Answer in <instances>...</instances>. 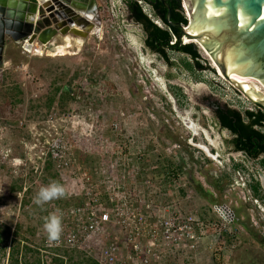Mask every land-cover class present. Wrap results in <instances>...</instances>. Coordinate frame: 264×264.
<instances>
[{
  "label": "rangeland",
  "instance_id": "obj_1",
  "mask_svg": "<svg viewBox=\"0 0 264 264\" xmlns=\"http://www.w3.org/2000/svg\"><path fill=\"white\" fill-rule=\"evenodd\" d=\"M97 2L100 20L84 42L67 38L66 45L58 47L65 46V50L58 51L55 45L42 55L25 49L21 54L20 44H17L16 50L9 54L11 62L6 61L8 54L5 53L3 82L0 83V264H10L15 259L16 255L12 258L11 252L17 246L20 249L18 264H23V260L31 261L32 253L25 255L23 246L39 250L45 218L58 204L65 205L68 195L76 193L70 171L61 168L60 160L76 162L94 171L98 156L84 154L77 148V144L83 143L76 142L72 136L81 138L89 133L92 136L97 117L106 122L120 121L122 126L126 123L128 133L136 129L145 139L144 143L150 136L160 144L167 139L178 143L175 141L186 137L196 143L201 141V131L192 130L186 119L199 123V129L200 125L205 128V116L213 117L212 108L209 105V108L197 109L175 82L206 85L222 104L239 109L240 101L224 88L230 85L217 74L209 56L198 45L200 63L208 68H193L190 58L175 51H168L174 63L170 66L158 54L143 48L142 29L133 26L128 19L124 0ZM141 5L151 20H157L166 28L148 3ZM137 34L140 38L135 41ZM186 63L192 68H187ZM212 79L218 82L217 86ZM64 87L70 90L69 94ZM260 87L264 91V87ZM249 107L257 109L250 103ZM69 118L78 123L62 122ZM213 129L209 135L214 139L229 137L228 132L217 125ZM100 132L105 134L108 130L103 128ZM60 133L66 137L64 159H55L46 153L51 140ZM74 145L76 148L72 149ZM52 181L65 187V197L43 207L36 205L37 192ZM203 186L208 187L205 180ZM250 244L251 247L241 245L239 253L255 255L253 248L257 243ZM260 258L263 259L264 254Z\"/></svg>",
  "mask_w": 264,
  "mask_h": 264
},
{
  "label": "built area",
  "instance_id": "obj_2",
  "mask_svg": "<svg viewBox=\"0 0 264 264\" xmlns=\"http://www.w3.org/2000/svg\"><path fill=\"white\" fill-rule=\"evenodd\" d=\"M154 22L159 25L157 20ZM33 50L39 55L46 51L39 46ZM212 80L217 86L218 82ZM224 88L240 101V111L252 110L250 102L232 86ZM95 120L94 134H83L81 139H86L88 144L92 141L86 149L95 153L99 161L94 171L76 162L59 161L63 170L70 171L80 191L73 194L69 203L55 207L54 212L63 218V232L58 242H50L44 230L39 250L74 251L93 258L97 264H159L163 257L174 261L180 251L187 250L197 264H209L203 255L208 250L213 259L211 264H224L225 246L244 232L227 197L223 196L215 204V218H198L195 210L186 206L187 202L193 201L194 191L185 173L178 167L168 166L160 176H146L144 163L149 162L152 155L159 152L158 149H132L133 139L125 133L120 121L106 122L99 117ZM62 122L68 125L78 123L70 118L62 119ZM103 128L108 133H101ZM65 138L62 133L55 136L46 154L64 159ZM72 139L81 142L80 136L74 135ZM79 145L83 147V144ZM179 149L180 143H166L162 150L165 155L173 157ZM194 157L198 161L195 176L204 184L200 170L208 162L199 149H195ZM248 167L238 171V181L242 186L238 196L243 202L254 205L249 223L264 242V198L259 200L257 196L261 198L262 193L255 196L250 187L253 172L261 167L252 158L248 160ZM155 190L168 199L163 202L151 200ZM181 190L184 197L180 196ZM210 232L220 236L217 245L205 242Z\"/></svg>",
  "mask_w": 264,
  "mask_h": 264
},
{
  "label": "water",
  "instance_id": "obj_3",
  "mask_svg": "<svg viewBox=\"0 0 264 264\" xmlns=\"http://www.w3.org/2000/svg\"><path fill=\"white\" fill-rule=\"evenodd\" d=\"M156 1L146 0L149 5ZM161 1L167 8L165 22L179 28L181 43L184 37L196 39L226 82L264 111V91L254 99L242 88L247 82L264 87V0H186L190 15L185 25L173 22L170 6ZM99 20L97 0H0V83L8 47L36 43L44 51L60 39L82 43ZM192 24L195 33L188 30Z\"/></svg>",
  "mask_w": 264,
  "mask_h": 264
},
{
  "label": "crops",
  "instance_id": "obj_4",
  "mask_svg": "<svg viewBox=\"0 0 264 264\" xmlns=\"http://www.w3.org/2000/svg\"><path fill=\"white\" fill-rule=\"evenodd\" d=\"M127 15V13H126ZM133 26L137 25L131 21ZM139 27V25H137ZM141 38L140 34L134 35L135 41H138L137 39H141V43L143 45L144 49V33L141 30ZM67 38H65L66 41ZM69 41V39L67 40ZM60 40L57 41L56 47L58 45L63 44ZM66 45V42L65 44ZM39 46L36 43H34L33 47ZM15 46H10L7 48L8 51V59L6 58V61L11 62V57L9 54L12 52V50H16ZM20 52L22 54L24 47L22 44H20ZM26 50V49H25ZM58 51L65 50V46L62 48H58ZM149 50V49H147ZM27 51V50H26ZM150 51V50H149ZM154 53V52H152ZM157 54V53H156ZM27 65V62H25ZM6 73V72H5ZM174 85V83H173ZM175 86L183 89L185 91V94L197 107V109H204V108H212V114H213V103L219 102L221 105H223L216 97L217 95H213L211 93V89L203 84H195L191 85L190 83L186 81H179L175 82ZM66 87H64L65 89ZM210 105V106H209ZM230 107V106H229ZM237 109L236 107H232ZM239 110V109H238ZM198 111V110H197ZM196 114V113H195ZM206 117V127L203 128L200 125V129L197 128L199 126V123H196L193 119L189 120L186 119V122L191 123V126L193 125L192 130L198 132L197 130L201 131V141L198 140L196 143L189 139H180V140H173L175 142L180 143L181 149L177 150L175 153L176 155L171 157L167 156L163 153V147L166 143H173L169 139L165 140L164 142L158 143V141H155L153 137H149V140L147 143H144V138L141 137V135H138V133L135 132L136 129H131V133H128L125 124H123V129L125 133L128 135L130 134L133 138L134 143H132V149H135L137 147H142L146 149L147 151H153L155 149H158L155 152V154L152 155V159L149 162L144 163L145 168L147 169V173L145 175H161L165 168L168 166L170 167H178L185 175L187 176L189 180V184L192 186L194 191V199L192 202H187L186 206L189 208H193L195 210L197 217L200 219H213L215 218L214 213V206L219 200V196H225L227 199L235 206L236 213H238L239 221L241 226L244 229V232L236 239L235 241L229 242L227 246H225L224 249V264H264V258L261 259V254H264V242L258 232L254 230L250 223V212L254 208L253 204L243 202L238 194L239 190L242 189L241 184L238 181V171L243 169H249L248 167V160H250V157L246 156L242 152H235L229 149V147L226 146L225 140H228L231 138V134H229V137L226 138H213L211 135H209L210 131H214V126L217 125L215 119L211 116H205ZM194 122V123H193ZM186 124V123H185ZM187 129V126H186ZM221 129V128H219ZM224 130V129H221ZM81 139V138H80ZM171 139V138H170ZM221 139V140H220ZM172 140V139H171ZM81 142L83 143V147L79 144H77V148L82 150L84 154H86L87 151V145H89L92 141H89V144L87 143L86 139H81ZM204 146V147H203ZM76 148L74 147L72 149ZM195 149H199L202 154L204 155L205 159L208 162V165L206 167H201L200 173L203 176V183L204 180L207 182L208 187H204L202 182L197 179L195 176V166L197 165L198 161L194 157ZM77 150V149H76ZM97 151V150H96ZM95 151V152H96ZM157 153V154H156ZM88 154H92L88 152ZM96 155L95 153H93ZM90 157V155H88ZM97 156V155H96ZM99 159V157H98ZM255 162L258 163L261 167L260 170L253 172V182L251 184L252 191L254 195H258V192L262 193L261 198L259 196L258 199L261 200L264 198V156L261 155L257 158H255ZM79 163V161L77 162ZM154 167V168H153ZM152 168V169H151ZM72 184L75 186V192L78 193L79 187L76 184V182L72 179ZM73 196V193L68 195L66 200L71 199ZM180 196L184 197V191H180ZM254 196V197H255ZM150 199L155 202H163L168 199V196L166 197L162 193H160L159 190H155V193H153L150 196ZM69 201V200H68ZM73 201V199H72ZM69 203V202H67ZM264 205V201L262 202ZM220 236L217 233L210 232L206 235L205 242L206 243H212L213 245H217L219 243ZM251 242L257 243L255 247L253 248V251L255 252V255H245V253L241 254L239 253V247L241 245H247L248 247H251ZM205 243V244H206ZM247 251V248L246 250ZM204 261L207 260L209 264L212 263V255L211 252L208 250L204 251ZM159 264H197L193 257L191 256L190 252L187 250H182L178 253L177 258L173 261L169 257L160 260Z\"/></svg>",
  "mask_w": 264,
  "mask_h": 264
},
{
  "label": "trees",
  "instance_id": "obj_5",
  "mask_svg": "<svg viewBox=\"0 0 264 264\" xmlns=\"http://www.w3.org/2000/svg\"><path fill=\"white\" fill-rule=\"evenodd\" d=\"M139 1L147 3L146 0H124V10L128 19L142 29L145 36V48L157 53L170 66H174V63L170 61L168 51H175L190 58L193 68H208L200 63L199 53L192 43H181L179 28L169 27L166 24L167 8L161 0H157L150 6L155 16L166 28L160 27L148 17ZM166 2L171 9V20L184 25L187 24L188 20L186 11L184 7L182 8V0H166ZM185 65L187 68H192L190 63ZM64 90L66 93H70L67 87ZM50 101L51 97L48 99L47 105ZM213 106V118L221 129H225L231 134V138L225 140V144L230 150L242 152L252 159L261 155L264 156V131L257 129V126L264 127V111L262 109L257 107L254 110L240 111L225 104L221 105L219 102L213 103ZM23 248L25 255L29 252L32 253V260H23V264H97L93 258L74 251L57 249L41 253L40 250L27 245H24ZM19 250L18 246L12 250V258L16 256L10 264L20 262ZM25 255H23L24 259Z\"/></svg>",
  "mask_w": 264,
  "mask_h": 264
},
{
  "label": "clouds",
  "instance_id": "obj_6",
  "mask_svg": "<svg viewBox=\"0 0 264 264\" xmlns=\"http://www.w3.org/2000/svg\"><path fill=\"white\" fill-rule=\"evenodd\" d=\"M66 189L59 182L52 181L46 186H42L37 192L34 203L38 206L43 205L65 197ZM62 216L56 212L51 213L45 218L44 230L47 233V238L50 242H58L63 232Z\"/></svg>",
  "mask_w": 264,
  "mask_h": 264
},
{
  "label": "bare ground",
  "instance_id": "obj_7",
  "mask_svg": "<svg viewBox=\"0 0 264 264\" xmlns=\"http://www.w3.org/2000/svg\"><path fill=\"white\" fill-rule=\"evenodd\" d=\"M183 7L184 9L186 10V13L187 15L189 16L190 15V11L188 9V4L186 2V0H183ZM188 30H190L192 33H195L194 32V29H193V24L189 26ZM63 41H65V39H63ZM183 42L184 43H191V42H194L195 44H197L202 50L205 51V53L207 54V56H209L208 58L210 59V62H211V65L216 69V72L219 76L223 77L222 74H221V71L219 69V67L214 63V61L212 60V58L210 57L209 53L198 43V41L196 39H187L186 37H184L183 39ZM64 44V42H63ZM62 45H58L56 47V49L60 46H63ZM35 47H32L30 48L29 46L26 48L27 50H33ZM38 50V49H36ZM34 50V51H36ZM223 79H225L223 77ZM242 88L243 90H245L247 93L251 94L252 97L254 99H257V96L256 94L258 95V93L260 94L262 92V88L260 87V84L259 83H256V82H247L245 84L242 85ZM194 123V122H193ZM193 128V125L191 126ZM195 130V129H194ZM204 147V146H203Z\"/></svg>",
  "mask_w": 264,
  "mask_h": 264
},
{
  "label": "flooded vegetation",
  "instance_id": "obj_8",
  "mask_svg": "<svg viewBox=\"0 0 264 264\" xmlns=\"http://www.w3.org/2000/svg\"><path fill=\"white\" fill-rule=\"evenodd\" d=\"M213 109H214V106H213ZM235 109V108H234ZM238 110V109H237ZM217 124V123H216ZM217 127L218 128H220V126L217 124ZM257 129H259V130H263L264 131V127L262 128V127H260V126H257ZM225 130V129H224ZM225 131H227V130H225ZM228 133H229V131H227Z\"/></svg>",
  "mask_w": 264,
  "mask_h": 264
}]
</instances>
